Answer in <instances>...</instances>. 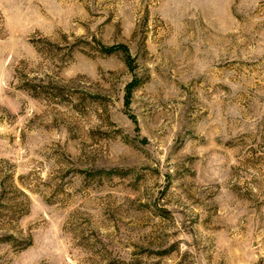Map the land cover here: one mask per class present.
<instances>
[{"label":"rangeland","instance_id":"rangeland-1","mask_svg":"<svg viewBox=\"0 0 264 264\" xmlns=\"http://www.w3.org/2000/svg\"><path fill=\"white\" fill-rule=\"evenodd\" d=\"M0 264H264V0H0Z\"/></svg>","mask_w":264,"mask_h":264},{"label":"trees","instance_id":"trees-1","mask_svg":"<svg viewBox=\"0 0 264 264\" xmlns=\"http://www.w3.org/2000/svg\"><path fill=\"white\" fill-rule=\"evenodd\" d=\"M109 49H113L112 47H110ZM126 104H128V98H127V102H126Z\"/></svg>","mask_w":264,"mask_h":264}]
</instances>
